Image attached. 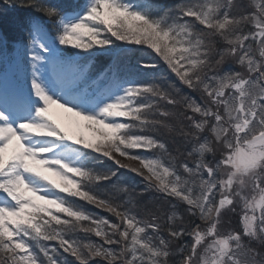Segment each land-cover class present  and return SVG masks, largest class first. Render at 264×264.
<instances>
[{
    "label": "snow or ice",
    "instance_id": "1",
    "mask_svg": "<svg viewBox=\"0 0 264 264\" xmlns=\"http://www.w3.org/2000/svg\"><path fill=\"white\" fill-rule=\"evenodd\" d=\"M0 264H264V0H2Z\"/></svg>",
    "mask_w": 264,
    "mask_h": 264
},
{
    "label": "trees",
    "instance_id": "2",
    "mask_svg": "<svg viewBox=\"0 0 264 264\" xmlns=\"http://www.w3.org/2000/svg\"><path fill=\"white\" fill-rule=\"evenodd\" d=\"M0 3H2V0H0ZM127 58L129 62H127L130 65L136 64L138 59H143L146 62H153V69H142V71H139L141 73L142 77H147V75H151L152 77H159L163 71H164V65L163 62L156 58L155 55L152 54V52L148 49H138L137 51L127 55ZM123 59L121 58V61ZM152 79H145L141 83H148L151 82Z\"/></svg>",
    "mask_w": 264,
    "mask_h": 264
},
{
    "label": "rangeland",
    "instance_id": "3",
    "mask_svg": "<svg viewBox=\"0 0 264 264\" xmlns=\"http://www.w3.org/2000/svg\"><path fill=\"white\" fill-rule=\"evenodd\" d=\"M92 111H96V110H92ZM53 114L62 121L63 124L68 125L69 127H74L75 125V121L78 120V117H75L74 114L72 113H67L65 112L63 109L58 108L57 106H53ZM85 133H91V131L89 130H85ZM92 134V133H91ZM59 149H57V154L61 155L65 158L68 159H72L73 157L69 154H67L65 151L64 153L61 151H58Z\"/></svg>",
    "mask_w": 264,
    "mask_h": 264
}]
</instances>
